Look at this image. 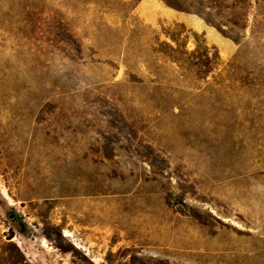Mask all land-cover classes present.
Wrapping results in <instances>:
<instances>
[{"label":"rangeland","instance_id":"obj_1","mask_svg":"<svg viewBox=\"0 0 264 264\" xmlns=\"http://www.w3.org/2000/svg\"><path fill=\"white\" fill-rule=\"evenodd\" d=\"M0 264H264V0H0Z\"/></svg>","mask_w":264,"mask_h":264},{"label":"crops","instance_id":"obj_2","mask_svg":"<svg viewBox=\"0 0 264 264\" xmlns=\"http://www.w3.org/2000/svg\"><path fill=\"white\" fill-rule=\"evenodd\" d=\"M177 20L180 21V22H183V23H188V24H191V23L194 22V20L192 19V17H190L188 15H179L177 17ZM205 29H203V30H205Z\"/></svg>","mask_w":264,"mask_h":264},{"label":"trees","instance_id":"obj_3","mask_svg":"<svg viewBox=\"0 0 264 264\" xmlns=\"http://www.w3.org/2000/svg\"><path fill=\"white\" fill-rule=\"evenodd\" d=\"M173 8H176V9H177V8H179V7H173ZM197 12L200 13L199 11H197ZM200 14H201V13H200ZM206 21H207L208 23L212 24V25L214 24L213 21H212V20H209L208 18H206ZM8 239H9V240H12V239H13V235H12V233H9V235H8Z\"/></svg>","mask_w":264,"mask_h":264}]
</instances>
